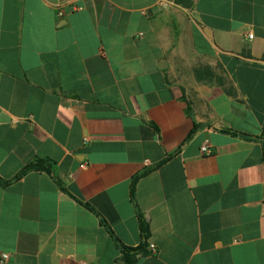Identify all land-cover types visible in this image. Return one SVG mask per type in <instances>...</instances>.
<instances>
[{
  "label": "crops",
  "instance_id": "1",
  "mask_svg": "<svg viewBox=\"0 0 264 264\" xmlns=\"http://www.w3.org/2000/svg\"><path fill=\"white\" fill-rule=\"evenodd\" d=\"M229 130L264 131V0H0V264H264Z\"/></svg>",
  "mask_w": 264,
  "mask_h": 264
},
{
  "label": "trees",
  "instance_id": "2",
  "mask_svg": "<svg viewBox=\"0 0 264 264\" xmlns=\"http://www.w3.org/2000/svg\"><path fill=\"white\" fill-rule=\"evenodd\" d=\"M211 74V73H210ZM210 74H208L207 76L208 77H212ZM197 76L200 78L201 75L200 73H197ZM199 128V125L195 123V127L194 129L192 130V132L190 133L189 137H191L195 132L196 130ZM230 132L234 133V134H239L247 139H258V140H261L264 144V131H263V134L261 136H252V135H249V134H246V133H241V132H238V131H231L229 130ZM39 168H45L47 170H50V171H53V167L51 165H48L46 164L44 161H37V162H34V163H31L29 165H27L23 170L22 172L19 174V176L25 174L26 172H28L29 170H32V169H39ZM148 172V170H145L139 174H137L136 176L133 177L132 179V198L134 199V190H135V187H136V183L137 181L139 180V178L143 175H145L146 173ZM138 213H139V216L141 217V213L140 211L138 210ZM142 227H143V230H145V224L143 223L142 221ZM141 249H125V254H126V260L129 264H133V261H134V257L133 255L137 252H139Z\"/></svg>",
  "mask_w": 264,
  "mask_h": 264
},
{
  "label": "built area",
  "instance_id": "3",
  "mask_svg": "<svg viewBox=\"0 0 264 264\" xmlns=\"http://www.w3.org/2000/svg\"><path fill=\"white\" fill-rule=\"evenodd\" d=\"M59 15L62 16L63 15V12L60 11L59 12ZM249 37L252 38L253 37V34H249ZM214 150H213V147H212V144L208 141H206L202 146H201V154L202 155H211L213 154ZM150 249L152 251H155L156 250V245L154 243H151L150 244ZM8 258V254L7 253H3L1 255V261L3 262L4 260H6Z\"/></svg>",
  "mask_w": 264,
  "mask_h": 264
},
{
  "label": "water",
  "instance_id": "4",
  "mask_svg": "<svg viewBox=\"0 0 264 264\" xmlns=\"http://www.w3.org/2000/svg\"><path fill=\"white\" fill-rule=\"evenodd\" d=\"M163 62H164V63H166V61H165V60H163ZM166 65H167V64H166Z\"/></svg>",
  "mask_w": 264,
  "mask_h": 264
}]
</instances>
